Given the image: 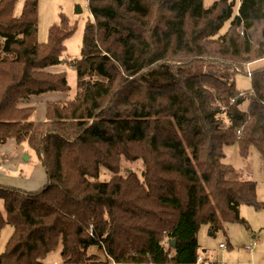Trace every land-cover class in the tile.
Instances as JSON below:
<instances>
[{"label": "trees", "instance_id": "obj_1", "mask_svg": "<svg viewBox=\"0 0 264 264\" xmlns=\"http://www.w3.org/2000/svg\"><path fill=\"white\" fill-rule=\"evenodd\" d=\"M23 1L20 12L17 5ZM77 93L33 120V96L65 93L62 15L39 42V1L0 0V146L26 144L47 183L0 185V234L13 227L0 264H41L62 246L65 264H195L198 231L244 222L260 207L255 181H230L222 160L238 146L264 158V66L241 93L237 75L264 59V0H89ZM228 29L222 33L226 23ZM250 64V65H249ZM248 102L246 110L242 105ZM241 132V134H239ZM145 171L123 175V161ZM114 176L100 181L101 169Z\"/></svg>", "mask_w": 264, "mask_h": 264}, {"label": "rangeland", "instance_id": "obj_2", "mask_svg": "<svg viewBox=\"0 0 264 264\" xmlns=\"http://www.w3.org/2000/svg\"><path fill=\"white\" fill-rule=\"evenodd\" d=\"M39 1V25L38 40L46 42L49 36L50 27L57 24L64 15L70 25L75 29L74 33L65 41V58L68 63L62 65L69 84V91L65 92L68 100L76 97L77 93V74L72 62L81 57L84 28L86 23L91 19L88 8V0H38ZM217 0H204L206 8L211 7ZM238 2V0H236ZM23 1L17 5L18 12L21 11ZM81 8V13H77V7ZM230 25L227 22L222 30L224 33ZM250 65V64H249ZM264 66V59L250 65L249 69L260 68ZM59 67V66H58ZM248 69V70H249ZM237 89L241 93L249 92L252 88V82L249 75H237ZM248 102L242 105L246 110ZM35 117V116H34ZM33 117V120H34ZM21 146V145H20ZM23 154L14 151L17 147L8 142L0 146V185L3 187L28 188L27 180L31 173L40 164L38 155L28 148L26 144L22 145ZM226 155L225 157H223ZM222 156V160L234 167L231 173L234 178L239 180L255 181L257 184L258 201L260 207L243 204L240 208V216L244 222L235 221L225 224L224 230L216 233L211 231L209 224H202L198 231L199 254L212 259L214 264H264V158L261 153L252 148L247 159H242L238 146L229 148ZM224 158V159H223ZM123 175L134 172L142 177L145 166L142 159L137 161H123ZM114 176L105 168L101 169L100 181H109ZM15 179V180H14ZM21 186V187H19ZM0 209L2 215L7 219V213L4 202L0 200ZM13 227L5 225L0 234V254L5 252L8 241L13 234ZM221 244L225 247L221 248ZM252 248L247 252L246 247ZM89 253L98 255V264H113L112 259L98 247H92ZM41 264H65L63 259L62 246L47 255Z\"/></svg>", "mask_w": 264, "mask_h": 264}, {"label": "crops", "instance_id": "obj_3", "mask_svg": "<svg viewBox=\"0 0 264 264\" xmlns=\"http://www.w3.org/2000/svg\"><path fill=\"white\" fill-rule=\"evenodd\" d=\"M48 71L51 73H63L64 72V70L61 66L52 67V68L48 69ZM67 100H68V98L66 95H64V93H47V94H43L40 96L31 97L25 103V106H31V107L35 108L34 121L36 124H38V123L45 120L46 115H47V105L50 102H65ZM9 142L12 143L13 146L16 145L15 142H13V141H9ZM16 147H17V145H16ZM19 147H21L20 150H19ZM24 149L25 148L21 145V146H18L14 151L19 150V154H23ZM228 179L230 181H247V180H239L238 178H234L230 174L228 175ZM27 180H29L27 182H30V183H27V185H32L33 187H28V188L23 189V187L19 186V187H21V189L26 190V191H36V190L40 189L41 187H43L47 183V176H46V173H45V170L43 169V167L41 165H38L36 167V169L31 173L30 177Z\"/></svg>", "mask_w": 264, "mask_h": 264}, {"label": "built area", "instance_id": "obj_4", "mask_svg": "<svg viewBox=\"0 0 264 264\" xmlns=\"http://www.w3.org/2000/svg\"><path fill=\"white\" fill-rule=\"evenodd\" d=\"M249 68L250 67H248V69ZM248 75H249V77L251 76V70L250 69L248 70ZM239 134H241V132H239ZM224 247L225 246L223 244H221V248H224ZM246 251L247 252H250V251H252V248L249 247V246H247L246 247ZM113 264H117V263L115 261H113ZM195 264H214V263L212 262V259L211 258H209V257H207V256L204 255V256H200L199 259H198V261Z\"/></svg>", "mask_w": 264, "mask_h": 264}, {"label": "water", "instance_id": "obj_5", "mask_svg": "<svg viewBox=\"0 0 264 264\" xmlns=\"http://www.w3.org/2000/svg\"><path fill=\"white\" fill-rule=\"evenodd\" d=\"M76 12L77 13H81V8L78 6L77 9H76ZM226 155H224L223 157H225ZM224 159V158H223Z\"/></svg>", "mask_w": 264, "mask_h": 264}]
</instances>
